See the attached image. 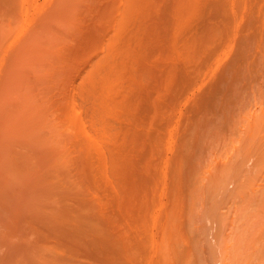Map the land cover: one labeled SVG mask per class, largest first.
Instances as JSON below:
<instances>
[{
    "label": "bare ground",
    "instance_id": "obj_1",
    "mask_svg": "<svg viewBox=\"0 0 264 264\" xmlns=\"http://www.w3.org/2000/svg\"><path fill=\"white\" fill-rule=\"evenodd\" d=\"M222 214L264 220V0H0V264H206Z\"/></svg>",
    "mask_w": 264,
    "mask_h": 264
},
{
    "label": "rangeland",
    "instance_id": "obj_2",
    "mask_svg": "<svg viewBox=\"0 0 264 264\" xmlns=\"http://www.w3.org/2000/svg\"><path fill=\"white\" fill-rule=\"evenodd\" d=\"M179 104H180V106H179ZM171 105H172V104H170V107H171ZM173 105H174V104H173ZM173 105H172V108H170V116L175 115L174 113H176V115H178L180 109L182 110V111L180 110V112H183V110L185 109V108H183V107H185V106H183V105L181 104V101L178 102V104H177L178 107H175V106H177L176 104H175L174 106H173ZM182 106H183V107H182ZM174 107H175L176 110L174 109ZM181 107H182V108H181ZM179 108H180V109H179ZM173 111H174V112H173ZM145 112H146V110H145ZM160 122H162L161 124H163V125H162L163 127L160 125L163 129H160V130H159V131H160L159 133H164L163 131L161 132V130H164V129H165L164 127H165L166 125L163 123V121H160ZM157 124H158L157 126H159V121L157 122ZM173 124H174V123H173ZM173 124H172V126H173ZM157 126L155 125V129H156ZM161 127H159V128H161ZM159 128H157V129H159ZM180 128H181V126H180ZM170 129H171V121H170ZM178 129H179V128H178ZM156 131H157V130H156ZM180 131H181V130H180ZM180 131H178V132L180 133ZM170 135H171V134H170ZM178 136H179L178 134H177V135L174 134V139L177 140V137H178ZM171 139H173V137L170 136V141H171L172 143H174V140H171ZM171 142H170V146H171L172 148H170V150L172 149V152L170 151V155H173V156H174V155H176V154H174V153L176 152V151H175V147L178 146L179 139H178V141L175 142L174 144H171ZM176 149H177V148H176ZM174 151H175V152H174ZM222 151H223V150H222ZM222 151H221V152L219 151V154H220V153H221V154L223 153V155H219V154L216 155V157H218V159L215 157V155H213V156H214L217 160H219V157H220V160H221V159H225L226 157H228L227 154H229V153L226 152V153H225L226 156H225V155H224V152H222ZM229 151H230V150H229ZM229 151H228V152H229ZM217 153H218V152H217ZM211 156H212V155H211ZM222 156H225V158H223ZM251 157H252V156H251ZM251 157H249V159H250ZM170 158H172V160H173L174 157H170ZM252 158H254V157H252ZM249 159H247V162H248L247 166H248V167H249V165H252V163H253V162H252V163L250 164V162H251V161H254V159H251V161H250ZM170 161H171V159H170ZM171 165H172V164H170V169H171L170 172L172 171V167H171ZM260 169H261V168H260ZM232 171H233V170H232ZM256 171H258L257 168H256ZM171 173H172V172H171ZM172 180H173V177H172L171 174H170V182H172ZM172 187H173V186H171V183H170V206H173V205H172L173 202H174L173 200H175V199H173L172 197H174V196L177 194V193L174 192V190H173ZM176 192H177V191H176ZM207 193H209V190H207ZM210 194H211V191H210V193H209L208 196H207V194H206V197H209ZM216 194H217V193H216ZM219 194H220V193H219ZM219 196H220V195H219ZM220 197H221V196H220ZM174 198H175V197H174ZM215 199H218V198H216V196H215ZM215 199H214V200H215ZM249 200H250V202L252 203V201H251L250 198H249ZM178 201H179V200H178ZM178 201H177V202H178ZM221 201H222V202H221ZM221 201H219L218 204H219L220 206L218 205V207H219L220 209H222V210L228 211V210H226V209L228 208V207H227V205H228V203H227L228 198L226 199V202H223V201H225V197H224V200H223V198H222ZM229 202H230V201H229ZM206 203H207V202H206ZM206 203H205V205H206ZM222 203H223V204H222ZM225 203H226V207H227V208L225 207ZM253 203H254V202H253ZM174 204H175V203H174ZM179 204H180V203H179ZM230 204L232 205L231 202H230ZM175 205L178 206L177 203H176ZM175 205H174V206H175ZM222 205H223V206H222ZM233 205H234V204H233ZM253 205H254V204H253ZM179 207H180V205H179ZM179 207H178V208H179ZM222 207H223V208H222ZM252 207H253V206H252ZM255 207H256V206H255ZM173 208H174V207H173ZM178 208H177V209H178ZM174 209H176V208H174ZM177 209H176V210H177ZM171 210H172V207L170 208V211H171ZM173 211H174V210H173ZM220 211H221V210H220ZM228 212H229V211H228ZM231 212H233V211L231 210ZM170 213H171V212H170ZM172 213H173V212H172ZM175 213H176V212H175ZM202 213H203V212H202ZM233 213H234V212H233ZM233 213H229V215H231V216L233 217ZM173 214H174V213H173ZM204 215H205V214H204ZM225 215H228V214H225ZM206 216H207V214H206ZM223 216H224V215L222 214V215H220L219 217H217V218H218V220H217L218 222H217V221H214V220L217 219V218L215 217V219L213 220L214 223L212 222L211 224H213V225H211V226H210V222H211V221H208V220H209L208 217H210V216H208V217L203 216V217L200 218L201 221H202V219H203V221H204V219H205V220L208 219V220H207L208 223H207L206 221H204V222H205L204 225L206 226L205 228H208L207 230H208L209 235L206 234V236L203 237L204 234H202L201 231L205 230V228H203V230H201L200 224H201L202 222H201V221H200V222L198 221L199 224L197 223L196 225H199L197 228L200 227V229H199V230L197 229V230H195V231H198V233L200 232L203 236H202L200 233H199V235H198V234H195L194 236L197 235L196 237L198 238V236L201 235L202 237L200 236V239H201L200 241H201V243L203 242V243H205V244H203V245H201V244H197V245H195V244H194L195 242L192 243V246H191V245H190V246H191V249L194 248V249H192V250H194V251H193V252H194L193 254L199 253V254L201 255V258L205 256V260L207 261L206 264H231L233 261H232L231 259H229V258H232V259H233V258H234V259H238V258H237L238 255H236V252H235V251H236V248L240 247V249H241V246H244V245H245V244H244V245H242V244L244 243V241H245V239H246V238H245V237H246V233H245V232H247V234H248L247 237L249 236V238H253L255 242H254V241H253V242H252V241L249 242L250 240H249V238H248V239L246 240V241H247V243H246V244H247V245H246L247 247H246V246H245V247H242V249L246 248L247 250H249V249H250V248H249L250 245L248 246V243H251L252 247L255 245V248H256V249H259V247H260V249L262 248V249H261L262 252L259 251V252H261V254H260V253H259V254H256V253H258V250H257V252H256V251H255L256 249H254V247H253V248L251 247V249L248 251V254H249L250 251H251V255H250V254L248 255V254H246L247 250L245 249L244 252H245L246 256H247V257L249 256L248 258L246 257L247 259H245V260H246L245 263H246L248 260L252 261V259H253V260L256 259V260H255L256 262L253 261L252 263H259L260 261H261L260 263H262L263 261H262L261 259H259L260 257H258V256L262 255L263 252H264V251H263V250H264V246H263V245H264V241H262V240L264 239V238H263L264 236L262 235V234L264 233V229H262V228H264V226L262 225L264 220H261V221H262V224H260V221H259V222L257 221V222L259 223V224H258V227H257V228H259V230H255V229H254L255 232L258 231V233L255 234L252 225L255 224V227H254V228H256V224H257V222L254 223V220H241V218L238 217L239 219L236 218V219H237L236 223L238 222V224L236 225L235 222H232V221H231V218H232L231 216H229L230 221H226V218H224L223 220L226 221V224H225V222H224V224H222L221 227H222L223 229H225L226 227H224V226H227V222H229V224H230V225H229V228L231 229V230H230V229L228 228V229H229L228 232L225 230L226 233H228V234H227L228 237H229V234H230V237H229L228 239L231 240V238L233 239V236H234V237H236V238L233 239V242H234V240H236L235 242L237 243V240H238L237 237H239V236H240V237H243V238H241V240H243V243H242L240 240H238V241H240V242H239L240 244L237 243V245H236L237 247H235V248L232 246V247H233V249H232L231 246L229 245L230 242H232V240H231V241H230V240H227V241H225V242H228V241H229V242H228L229 244L226 243V244H223L224 246H223V245L220 246V245L222 244L221 241H222V239H223V238H221L222 235H220L219 233H214L215 231H214V232L212 231V230H213L212 227H214V229L217 230V229H216V226L219 227V226L221 225L220 222H222L221 219L223 218ZM225 217H226V216H225ZM230 217H231V218H230ZM212 219H213V218H212ZM236 219H235V220H236ZM262 219H264V218H262ZM210 220H211V218H210ZM219 220H220V221H219ZM233 221H234V219H233ZM241 221L244 222L245 225H244V227L239 228V227L241 226L240 224H242ZM204 222H203V223H204ZM216 222L218 223V225H217ZM240 222H241V223H240ZM246 222H247L248 224L250 223L252 228H251L249 225H248V228H247V223H246ZM170 223L172 224V221H171ZM203 223H202V225H203ZM232 223L235 224L236 226L234 227ZM253 223H254V224H253ZM214 224H216V225H214ZM219 224H220V225H219ZM202 225H201V226H202ZM208 225H209V226H208ZM231 225H232V227H231ZM242 225H243V224H242ZM261 225H262V226H261ZM259 226H260V227H259ZM202 227H203V226H202ZM218 227H217V228H218ZM221 227H219V228L222 229ZM237 227H238V228L240 229V231L242 232V233H241V232L239 231L240 234H239V232H237L239 236H238V235L235 236L236 231H238V229H236ZM249 227L253 230L254 233H251V229H250ZM261 227H262V228H261ZM209 228H210V229H209ZM219 228H218V229H219ZM246 228H247V231H246ZM220 229L217 230V231H220V233H221V231H222L223 229H222V230H220ZM228 229H227V230H228ZM232 229H233L234 231H235V230H236V231H235V233L233 232L234 235L231 237V234H232L231 231H232ZM241 229H242V230H241ZM260 229H262L261 232H260ZM244 230H245V232H244ZM204 232H205V231H203V233H204ZM212 232H213V233H212ZM229 232H231V233H229ZM262 232H263V233H262ZM223 233H224V232L222 231V234H223ZM243 233H244V235H243ZM259 233H261V234H259ZM182 234H183V233H182ZM216 234H219L220 237H218V235L216 236ZM241 234H242V235H241ZM254 234H255L256 237L258 236L256 239H255ZM170 235H171V234H170ZM207 235H208V236H207ZM227 235H226V236H227ZM180 236H182V235H180ZM214 236H216V238H214ZM250 236H251V237H250ZM171 237H173V235H171L170 238H171ZM177 237H178V238H177ZM177 237H174V238H177V240H179V239H180V238H179V235H178ZM196 237H195V238H196ZM224 237H225V236H224ZM174 238H173V239H174ZM195 238H194V241L196 240V241L198 242L197 238H196V239H195ZM206 238H207V239H206ZM213 238H214V239H213ZM173 239H170V240H172V241H171L172 244H173ZM204 239H205V240H204ZM226 239H227V238H225V240H226ZM177 240H176V241H177ZM181 240H183V236H182V239H180V241H181ZM207 240H208V241H207ZM248 240H249V241H248ZM259 240L261 241V243H260ZM215 241L218 242V244H217ZM246 241H245V242H246ZM256 241H257V242H256ZM182 242H183V241H182ZM182 242H181V243H182ZM214 242H215V246H212V245H214V244H213ZM233 242H232V243H233ZM181 243H180V244H181ZM184 243H185V242H183L182 245H179V246H178V244H177V245L174 244V245H175V246H174V245H172V244L170 243L171 251H172V249H173V250H175L176 253L179 252V249H180V248L183 249V248L185 247V246H184ZM241 243H242V244H241ZM256 243H257V244H256ZM259 243H260V244H259ZM190 244H191V243H190ZM193 244H194L195 246H197V247L199 248V250H198L195 246H193ZM211 244H212V245H211ZM238 244H239V246H238ZM200 245H201V246H200ZM227 245L230 246V248L234 251V252H233V254H234L233 257L230 256L231 253L229 254V253L227 252V251H230V250L228 249L229 247H228ZM234 245H235V244H234ZM259 245H262V246H259ZM176 246H178L179 249H178ZM180 246H182V247H180ZM183 246H184V247H183ZM258 246H259V247H258ZM200 247H201V249H200ZM212 247H213V250H212ZM220 247H221L222 249H221ZM185 248H186V247H185ZM202 248H204V249H202ZM210 248H211V249H210ZM223 248H224V249L227 248V249H226L227 251L224 250ZM248 248H249V249H248ZM186 249H187V248H186ZM195 249L197 250V252H195ZM214 249H215V251H214ZM242 249H241V250L238 249V251H237L238 254H239V251H240V254H241V255L239 254L240 257H243L242 255L244 254V253H242ZM253 249H254V250H253ZM260 249H259V250H260ZM180 250H181V249H180ZM252 250L255 251V252H254L255 254L252 253ZM201 251H203V253H202ZM212 251H214V252H212ZM222 251H223L224 253H223ZM172 252H173V251H172ZM231 252H232V251H231ZM209 253L212 254V255L214 254L213 257H212ZM221 253H222V254H221ZM171 254H172V253H171ZM189 254H190V253H189ZM193 254H192V256H193ZM199 254H198V256H200ZM245 254H244V255H245ZM253 254H254L255 256H254ZM173 255H174V253H173ZM173 255H170V257H172ZM190 255H191V254H190ZM256 255H257V257H256ZM175 256H176V254H175ZM194 256H195V255H194ZM196 256H197V255H196ZM226 256H227V257H226ZM228 256H229V257H228ZM235 256H237V257H235ZM216 257H217V258H216ZM240 257H239V258H240ZM244 257H245V256H244ZM250 257H251V258H250ZM252 257H254V258L256 257V258L254 259V258H252ZM173 258L175 259L174 256H173ZM194 258H195V257H194ZM221 258H222V259H221ZM225 258H227V259H225ZM249 258H250V259H249ZM262 258H264V256H263ZM170 259H171V258H170ZM174 259H173V261H174ZM202 259H203V258H202ZM234 259H233V260H234ZM257 259H259V262H258ZM171 260H172V259H171ZM171 260H170V261H171ZM229 260L231 261V263H228V262H230ZM242 260H243V262H244V258H242L241 261H240L239 263H241ZM263 260H264V259H263ZM172 263H173V262H172ZM263 263H264V262H263Z\"/></svg>",
    "mask_w": 264,
    "mask_h": 264
}]
</instances>
